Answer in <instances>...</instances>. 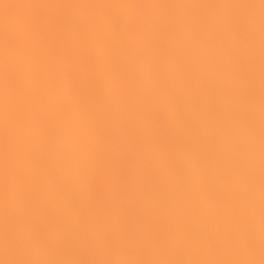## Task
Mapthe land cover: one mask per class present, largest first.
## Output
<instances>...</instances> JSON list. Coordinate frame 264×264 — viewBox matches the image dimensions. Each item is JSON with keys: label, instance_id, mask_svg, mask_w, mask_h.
Returning <instances> with one entry per match:
<instances>
[{"label": "snow or ice", "instance_id": "1", "mask_svg": "<svg viewBox=\"0 0 264 264\" xmlns=\"http://www.w3.org/2000/svg\"><path fill=\"white\" fill-rule=\"evenodd\" d=\"M2 264H264V0H0Z\"/></svg>", "mask_w": 264, "mask_h": 264}, {"label": "clouds", "instance_id": "2", "mask_svg": "<svg viewBox=\"0 0 264 264\" xmlns=\"http://www.w3.org/2000/svg\"><path fill=\"white\" fill-rule=\"evenodd\" d=\"M2 256H3V245L0 243V264H2Z\"/></svg>", "mask_w": 264, "mask_h": 264}]
</instances>
